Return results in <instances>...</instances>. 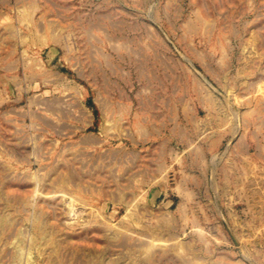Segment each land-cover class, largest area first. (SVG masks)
<instances>
[{"label":"rangeland","instance_id":"rangeland-1","mask_svg":"<svg viewBox=\"0 0 264 264\" xmlns=\"http://www.w3.org/2000/svg\"><path fill=\"white\" fill-rule=\"evenodd\" d=\"M0 264H264V0H0Z\"/></svg>","mask_w":264,"mask_h":264}]
</instances>
